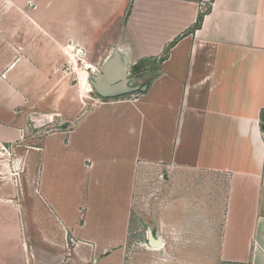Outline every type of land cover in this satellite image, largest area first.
<instances>
[{
	"label": "crops",
	"instance_id": "0c3cea01",
	"mask_svg": "<svg viewBox=\"0 0 264 264\" xmlns=\"http://www.w3.org/2000/svg\"><path fill=\"white\" fill-rule=\"evenodd\" d=\"M129 2L102 44L84 11L50 5L26 27L0 10V33L25 39L0 44V264H264V0ZM119 39L153 75L144 90L82 110L71 131L27 128L30 111L80 110L56 97L68 44L101 65Z\"/></svg>",
	"mask_w": 264,
	"mask_h": 264
},
{
	"label": "rangeland",
	"instance_id": "374dc122",
	"mask_svg": "<svg viewBox=\"0 0 264 264\" xmlns=\"http://www.w3.org/2000/svg\"><path fill=\"white\" fill-rule=\"evenodd\" d=\"M120 2L125 4H120ZM50 5H52L54 9L58 7V9H56L57 13H59L60 16L58 15L57 18L61 17L63 19H66V17L68 16L67 14L72 11H74L75 13L78 11H84V14H88L90 22L89 24H93V27L99 28L98 33L94 38L91 39L90 42H93L94 44H102L109 39L112 40L113 38H115V36L117 38L121 27L125 25L124 20L125 22H127L126 19L129 14H127L126 16V13L128 10H130L131 2H129V0H0V10L2 8H8L9 12L11 13L9 18L7 19L9 23L16 25L25 24L26 27H28V24H36L37 18L39 21H42V24H45L46 20L49 19V16L44 15V13H42L44 11H41V13H39L38 11L40 10V8H48ZM17 7L21 8V13H23V11L25 12V17L23 15L18 16V11L16 10ZM68 9H70V11ZM37 13H39L38 16ZM58 23H62V21ZM20 34L18 32H9L4 34L0 33V44L2 43V35H4L6 39L11 40L12 42H17L18 40H20L21 42L24 41L25 39L22 40L21 37L19 38ZM23 34L25 35V38H29L32 36V34L36 35V32H26ZM86 42L84 44H86ZM73 47L74 45H71V43L68 44L66 48V51H68V53L65 56L66 58L63 59V64L60 65V69L62 68L60 71L65 70V72L69 75H58L59 80L57 81L58 91L56 97L60 98L65 91H68V94L71 91L72 95L69 94L68 97H70V99L73 101V104H79L80 110L76 115L70 116L68 118H65L57 111H30L29 113H27V128L29 129V127H36L37 134H39V136H44L58 130L71 131L76 122L75 118L82 112V110H85L86 108L92 107L103 101H113L114 98L118 97H126L128 100H133L135 97L132 94L141 91L138 89L136 92L111 98H102L97 96L92 87V84L90 83V77L92 74L87 70L86 66H91L90 69L94 71L97 70L101 65H93L88 62L90 58H87V49L83 45L77 46V48L74 49ZM72 49L75 50L74 53L73 51H71ZM76 50H79L81 52L79 57L75 53ZM2 66L3 64H1L0 62V68ZM142 67L143 66L141 64L138 65L137 67H135L132 73L128 75V77L131 78V81L129 83L130 85H138L140 87L144 85L143 83L149 82L151 80L153 75L136 74L141 70ZM83 73L89 74L87 75V84L85 85V88H82L79 83L81 75H85ZM58 119L59 121H57ZM32 139L33 137L27 135L25 141L28 143L32 141ZM54 225L55 223L52 222L51 224H47L45 228L49 232H51V229ZM28 233L29 232L27 228V234ZM129 233V248L138 250L145 246V225L133 224L129 227ZM36 242L40 244V241L37 239ZM37 257L38 259L42 260L43 258H45L43 255L39 254L37 255ZM37 257H35L36 260ZM114 258L115 257L112 256L109 259L103 260L102 264H120L119 258ZM33 259L34 258H31V263H33ZM38 264L52 263L38 261ZM74 264L81 263L77 260V262H74Z\"/></svg>",
	"mask_w": 264,
	"mask_h": 264
},
{
	"label": "water",
	"instance_id": "95a60500",
	"mask_svg": "<svg viewBox=\"0 0 264 264\" xmlns=\"http://www.w3.org/2000/svg\"><path fill=\"white\" fill-rule=\"evenodd\" d=\"M128 12L129 10L126 13V16ZM119 42L120 39L114 45L112 53L105 61H103L97 70L93 71L92 69L87 68L92 74L90 77V83L99 97H117L136 92L138 89L144 90L146 88L145 85L139 87L138 85L132 86L129 84L131 78H129L128 75L132 73L133 68L128 65V59L124 56L123 51L119 49ZM57 121H59V119ZM148 239L149 241L153 240L151 233H149ZM157 242H159V239H157L156 243Z\"/></svg>",
	"mask_w": 264,
	"mask_h": 264
},
{
	"label": "bare ground",
	"instance_id": "6f19581e",
	"mask_svg": "<svg viewBox=\"0 0 264 264\" xmlns=\"http://www.w3.org/2000/svg\"><path fill=\"white\" fill-rule=\"evenodd\" d=\"M78 57L80 56V53H78V54H76ZM87 68H90L91 66H86ZM83 74H85V75H81V78H80V80H79V83H80V86L82 87V88H85V85L87 84V73H83ZM79 86V87H80ZM84 90V89H83ZM85 92V91H84Z\"/></svg>",
	"mask_w": 264,
	"mask_h": 264
},
{
	"label": "trees",
	"instance_id": "16d2710c",
	"mask_svg": "<svg viewBox=\"0 0 264 264\" xmlns=\"http://www.w3.org/2000/svg\"><path fill=\"white\" fill-rule=\"evenodd\" d=\"M201 20H202V14H199V16L197 17V20H196V22H195V24L193 26V29L199 26Z\"/></svg>",
	"mask_w": 264,
	"mask_h": 264
},
{
	"label": "built area",
	"instance_id": "2783aa9c",
	"mask_svg": "<svg viewBox=\"0 0 264 264\" xmlns=\"http://www.w3.org/2000/svg\"><path fill=\"white\" fill-rule=\"evenodd\" d=\"M76 54H78V53H81L79 50H76V52H75Z\"/></svg>",
	"mask_w": 264,
	"mask_h": 264
}]
</instances>
